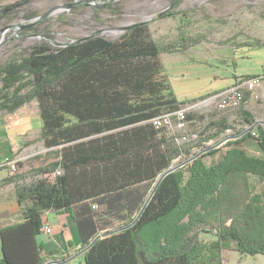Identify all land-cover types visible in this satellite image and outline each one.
Returning a JSON list of instances; mask_svg holds the SVG:
<instances>
[{
	"label": "trees",
	"instance_id": "obj_1",
	"mask_svg": "<svg viewBox=\"0 0 264 264\" xmlns=\"http://www.w3.org/2000/svg\"><path fill=\"white\" fill-rule=\"evenodd\" d=\"M180 1L171 0L159 17L179 14ZM147 26L113 40L95 34L55 48L37 43L0 63V111L35 99L39 138L49 149L36 158L52 157L41 167L45 177L15 186L21 219L0 224V264H73L42 254L36 235L47 210L74 219L86 248L74 264H224L230 250L264 255V128L244 107L247 93L237 108L256 134L242 131L223 151H206L167 173L137 217L161 172L229 127L226 117L210 120L204 131H215L195 139L151 123L185 103L158 77L159 55L185 49L191 38L156 43ZM197 117L186 113L185 120ZM201 233L213 238L203 241Z\"/></svg>",
	"mask_w": 264,
	"mask_h": 264
},
{
	"label": "rangeland",
	"instance_id": "obj_2",
	"mask_svg": "<svg viewBox=\"0 0 264 264\" xmlns=\"http://www.w3.org/2000/svg\"><path fill=\"white\" fill-rule=\"evenodd\" d=\"M170 8L171 0H0V11L6 9L0 17V63L37 43L55 48L95 34L113 40L135 22H148L149 38L156 43L189 37L185 49L178 46L172 53L159 55L158 77L167 91L172 92L173 86L188 93V97L180 98L185 101L180 108L203 118L187 120L182 129L164 130L196 139L197 133L205 137L215 131V127L204 131L210 120L226 117L229 127L218 139L193 148L173 164L215 148L221 152L224 143L239 138L246 127L264 128V0H181L174 8L179 14L159 17ZM248 74L262 76L253 90L242 87L248 95L244 107L255 121L252 126L240 116L239 108L219 109L216 104L218 93L248 79ZM39 120L35 99L14 112L0 111V165L10 156L15 164L13 171L0 169L1 225L21 219L16 184H29L46 176L41 167L52 157L36 158L49 150L39 138ZM249 149L253 152L252 147ZM10 176L14 181H4ZM250 180L257 185L253 176ZM200 238L208 241L213 236L201 233ZM224 264H264V255H241L230 250Z\"/></svg>",
	"mask_w": 264,
	"mask_h": 264
},
{
	"label": "crops",
	"instance_id": "obj_3",
	"mask_svg": "<svg viewBox=\"0 0 264 264\" xmlns=\"http://www.w3.org/2000/svg\"><path fill=\"white\" fill-rule=\"evenodd\" d=\"M174 88L172 86V92L176 99L180 100V98H184L185 95L188 97V93H184L183 91L177 89L174 90ZM178 92L182 97H179ZM186 92H188V90ZM39 123L41 124L40 120ZM42 219L43 224L50 225L52 229L49 234L41 231L36 235L37 243L41 244L43 247L42 254L48 255L49 253H52L55 256H68L69 258L67 260L71 263L74 264L76 262H80L84 249L81 248L80 236L72 216L68 212L47 210L44 212ZM19 221L20 220L4 223L2 226L14 224Z\"/></svg>",
	"mask_w": 264,
	"mask_h": 264
},
{
	"label": "built area",
	"instance_id": "obj_4",
	"mask_svg": "<svg viewBox=\"0 0 264 264\" xmlns=\"http://www.w3.org/2000/svg\"><path fill=\"white\" fill-rule=\"evenodd\" d=\"M261 77H262L261 75H257V76L242 80L239 84L218 93L217 102H216L217 107L219 109H234V108L239 107L243 99L242 87L246 88L247 90H253L259 84ZM185 115H186L185 108H179L174 111H168V112L161 113L153 117L150 121L156 128L175 127L176 129H182L186 124ZM244 131H251V133L256 134L255 130L251 129L250 127H246ZM3 165L8 166L10 171L15 170V164L13 160H10V161L6 160L0 166H3ZM41 231L46 234H49L51 233L52 229L50 225L43 224Z\"/></svg>",
	"mask_w": 264,
	"mask_h": 264
},
{
	"label": "water",
	"instance_id": "obj_5",
	"mask_svg": "<svg viewBox=\"0 0 264 264\" xmlns=\"http://www.w3.org/2000/svg\"><path fill=\"white\" fill-rule=\"evenodd\" d=\"M67 6H70V5H67ZM45 15H46V13L43 14L42 16H40V18H43ZM35 21H36V20H35ZM35 21L30 22L29 24H26V26H31V25H33V24L35 23ZM140 23H141V22H135V23H132V24H130L129 26H127L126 29H129V28H131L132 26L137 25V24H140ZM199 155H200V153H195L194 155H192L190 158H188V159L185 160V161H182V162L177 163V164H173V163H172V164H171L166 170H164L163 172H161V173L158 175V177H157V180H156V183H155L154 187L152 188V190L150 191V193H149L148 196L146 197V199H145V201H144L142 207L140 208V210H139V212H138V214H137V217H138V215L140 214V212L142 211L143 207H144V206L146 205V203L148 202V200L150 199V197L152 196L153 192H154L155 189H156V186H157L158 182H159V181H160V180H161V179H162L167 173H169V172H171V171L177 169L178 167H181L182 165H184V164L187 163L188 161H190V160H192V159L198 157ZM137 217H136V218H137ZM136 218H135L131 223H129V224H127V225H124V226L118 227V228H116V229H113V230H110V231H107V232H101V233H99L98 235H96V236L93 238V240H92L91 242H93L96 238H98V237H100V236H102V235L108 234V233H110V232L119 231V230H122V229H124V228L129 227V226H130V225L136 220ZM85 249H86V248H84V250H85ZM52 262H58V261H52ZM64 262H65V261H63V262H61V263H64Z\"/></svg>",
	"mask_w": 264,
	"mask_h": 264
},
{
	"label": "flooded vegetation",
	"instance_id": "obj_6",
	"mask_svg": "<svg viewBox=\"0 0 264 264\" xmlns=\"http://www.w3.org/2000/svg\"><path fill=\"white\" fill-rule=\"evenodd\" d=\"M3 12H4V10H3V11H0V17H1V15L3 14Z\"/></svg>",
	"mask_w": 264,
	"mask_h": 264
}]
</instances>
